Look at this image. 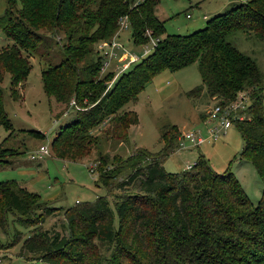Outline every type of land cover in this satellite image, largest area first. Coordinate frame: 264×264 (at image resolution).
Here are the masks:
<instances>
[{"label": "trees", "instance_id": "16d2710c", "mask_svg": "<svg viewBox=\"0 0 264 264\" xmlns=\"http://www.w3.org/2000/svg\"><path fill=\"white\" fill-rule=\"evenodd\" d=\"M0 33L8 43L0 49V83L9 78L10 96L27 77L31 58L43 64L41 85L53 117L65 113L73 100V118L60 125L50 146L60 160L78 161L98 147L91 133L96 127L107 145H121L136 114L123 106L157 73L196 64L200 85L186 92H204L212 104L231 102L244 93V118L233 121L243 146L240 157L253 167L261 184L259 200L251 205L228 170L214 173L202 155L181 172L168 173L161 161L173 147L175 127L160 134L157 153L142 149L124 160L97 154L92 173L104 190L92 202L75 203L64 211L67 233L40 228L42 215L53 208L37 194L13 181L0 182V228L12 215L31 227L18 255L26 264H264V115L260 76L253 62L225 37L241 31L264 43V0L230 5L185 35H165L149 53L119 73L98 76L102 57L99 42L116 40L119 20L125 19L131 43L139 46L163 33L154 13L159 0H3ZM57 39L61 59L49 63V39ZM65 107V108H64ZM0 126L9 137L8 119L0 87ZM169 131V133H166ZM44 138L39 131H26ZM6 137V138H7ZM4 138V140H6ZM0 143V165L8 149ZM113 160V161H112ZM113 162L110 169H102ZM121 174V179L113 178ZM123 175V176H122ZM116 192V193H115ZM111 197L110 203L107 197Z\"/></svg>", "mask_w": 264, "mask_h": 264}, {"label": "rangeland", "instance_id": "374dc122", "mask_svg": "<svg viewBox=\"0 0 264 264\" xmlns=\"http://www.w3.org/2000/svg\"><path fill=\"white\" fill-rule=\"evenodd\" d=\"M229 1L233 4L246 2V0H159L154 13L163 21V33L155 39L156 42L165 35H185L203 28L207 19L223 12L230 5L226 7ZM3 11L4 1L0 0V15ZM119 32L124 49H130L128 50L130 53L139 55L142 47L131 43L129 30L124 27ZM57 39H49L48 55L43 57L51 64L58 63L61 59L59 45L55 43ZM225 40L255 65L260 76L264 115V43L241 31L228 34ZM6 43L8 41L0 33V47L6 46ZM99 43L95 45L97 53ZM30 63L31 69L26 79L17 86L14 96H10L8 76L0 83L4 109L14 128L13 134L7 137L8 132L0 126V143L7 137L3 147L8 149L3 156L7 163L0 165V182L13 181L26 191L37 194L46 207L54 209L51 213L35 211L36 215H42L40 228L43 230L62 231L65 228L64 211L67 208L75 203L92 202L95 197L105 195L103 189L95 186V174L87 171L89 164L93 165L95 162L97 154L107 155L109 160L113 158L124 160L126 157L136 155L140 149L152 154L157 153L162 147L160 134L168 126L175 127V138L185 132L206 137L208 125L202 122L206 110L214 102L207 99L204 92L197 96L186 95L188 90L200 85L196 64L192 63L173 72L163 70L157 73L136 95L133 102L123 106L124 110L133 111L137 118L136 125L127 128L123 144L107 145L101 140L97 133L108 127L105 123L91 130L98 138V147L88 156L78 161L57 159L50 146L51 139L60 125L73 118L76 108L65 105V115L53 117L41 85L40 70L43 64L38 58H31ZM115 66L118 65L112 59L106 68V71L112 73L111 78L106 80L107 85L114 77ZM102 75L98 68V76ZM248 103L247 100L246 106ZM29 130L41 132L44 138L30 136L26 133ZM39 145H47L50 156L41 160L31 159V153ZM242 146L239 133L231 125L214 142H203L197 147L183 150L176 149L173 143L171 150L162 159L161 167L168 173L181 172L187 165L191 167L200 154L214 173L220 174L226 170L231 172L250 204L255 205L260 197L261 184L251 164L240 157ZM112 161L102 169H110L114 164ZM120 179L121 174H118L113 181ZM107 200L110 203L111 197L108 196ZM31 229L19 225L12 215L7 216L6 229L0 228V264H26L18 253L22 241L29 235ZM63 231L67 233L66 229Z\"/></svg>", "mask_w": 264, "mask_h": 264}, {"label": "built area", "instance_id": "2783aa9c", "mask_svg": "<svg viewBox=\"0 0 264 264\" xmlns=\"http://www.w3.org/2000/svg\"><path fill=\"white\" fill-rule=\"evenodd\" d=\"M127 27L125 19L119 20V30ZM148 37L147 42L141 45L142 49L139 55L130 53L119 42L111 41L109 43L101 42L97 45V51L102 56V62L99 66L100 73L104 74L108 64L114 59L118 66L114 68L113 79L122 71L126 70L131 64L137 62L141 57L147 55L152 47L156 44V40ZM112 79V80H113ZM111 83V82H110ZM110 83L107 85L109 86ZM69 107H75L73 100L68 103ZM246 107V96L244 93H237L234 99L226 104H211L206 110L203 124L208 125L206 128V137L202 138L197 133L185 132L175 138L176 149H186L188 147H197L203 142H214L232 125L233 121H240L244 118L243 110ZM104 120L101 124H105ZM185 141V143H182ZM50 155L47 145H40L34 150L30 158L41 160ZM88 173H92L93 165L89 164ZM190 168L189 165L185 169Z\"/></svg>", "mask_w": 264, "mask_h": 264}, {"label": "crops", "instance_id": "0c3cea01", "mask_svg": "<svg viewBox=\"0 0 264 264\" xmlns=\"http://www.w3.org/2000/svg\"><path fill=\"white\" fill-rule=\"evenodd\" d=\"M231 2L229 1L228 3H227V5H226V7L228 6V4H230ZM203 18V17H202ZM116 42H119L120 44H122L121 42H120V32L119 33H117V35H116ZM122 46H124V44H122ZM4 47V46H3ZM0 49H2V46L0 47ZM127 50V49H126ZM128 50H130V49H128ZM127 50V51H128ZM65 115V114H64ZM64 115H62V116H64ZM198 118V117H197ZM198 121H199V119H198ZM55 134V133H54ZM53 138V137H52ZM52 140V139H51ZM40 146V145H39ZM50 156V155H49ZM48 156V157H49ZM55 158V157H54ZM58 159V158H57ZM65 161V160H64Z\"/></svg>", "mask_w": 264, "mask_h": 264}]
</instances>
